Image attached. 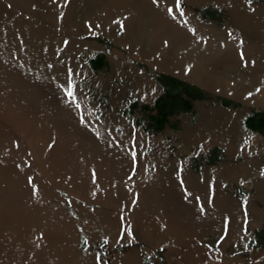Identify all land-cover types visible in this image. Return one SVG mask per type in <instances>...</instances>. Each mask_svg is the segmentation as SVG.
<instances>
[{"label":"rangeland","instance_id":"rangeland-1","mask_svg":"<svg viewBox=\"0 0 264 264\" xmlns=\"http://www.w3.org/2000/svg\"><path fill=\"white\" fill-rule=\"evenodd\" d=\"M16 1L9 3V9L0 7V80L13 90L15 102L32 110L35 118H47L51 125L72 132L71 148L61 156L64 163L58 175L68 181L74 193L101 201L107 199L111 203L107 211L118 214L121 221V236L115 241L100 217L95 219L92 215L93 230L79 225L82 235L79 252L96 255L100 264L117 260L123 263L133 255V250L140 264H178L177 253L169 251V244L180 247L182 253L192 251L197 245H209L216 250L225 249L230 257L244 258L247 263L264 264V239L260 236L264 232V131L247 125L250 115L264 112V100L252 95L264 89V54L258 58L259 51L254 47L251 58L236 63L234 71L229 73L223 68L221 74L227 80L224 87H207L177 69H164L160 61L152 64V58L144 54L152 45L151 30L139 31V46L131 47L125 39L127 29L120 25L126 16L99 17L96 0H43L44 10L56 5L60 20L58 25L45 21L44 28H34L27 15L10 10L18 9ZM181 4L191 14L219 27L230 24L227 31L219 32L228 39L244 38L254 46H264V0H252L251 5L248 0H181ZM95 22L103 23L95 28ZM184 33L189 38L198 34L189 30ZM202 35L206 39L210 37L208 32ZM73 40L79 41L75 47L71 46ZM85 41L96 42L97 46L92 49L83 46ZM212 44L220 43L213 39ZM211 50L216 52L214 48ZM98 59H103V63H97ZM74 67L77 73L82 72L74 81L81 86L86 101L95 106L104 124L110 122L124 135L123 143L110 138L103 126L91 122L82 106L77 108L76 100L60 95L57 90L62 85L60 79H68L70 72L73 76ZM163 74L200 88L201 97L193 100L190 111L177 110L159 126L157 122L161 121H156L155 116L160 115L157 102L166 93V85L161 80ZM38 80L44 85V94L43 90L37 91L31 86ZM150 81L157 89L146 92ZM105 125L109 127L107 122ZM138 133L146 137L143 145L133 143ZM25 139L15 143L19 158L31 170L34 168L28 185L35 192L38 181L45 186L50 176L38 164V153L33 146L37 143ZM76 162L80 163L74 165ZM186 167L195 178L206 177L208 183L200 188L188 184L180 175L172 182L158 178L162 174L160 170L164 176L176 175V172L182 175ZM59 191L65 196L69 194L64 188ZM199 193L202 201L198 199ZM226 195L233 197L236 205L228 203ZM81 201L87 204L84 198ZM214 202L219 208V217L212 225L222 230L207 232L202 237L206 224L210 227L209 214H214ZM93 206L101 204L94 202ZM66 207L75 216L80 215L71 199L66 200ZM141 211L145 221L137 228L133 216ZM146 229L151 231L150 240L144 236ZM175 229H182L185 236L177 234ZM126 231L130 239L122 241ZM27 235L26 264L58 263L53 255L45 254L42 260L37 259L33 252L38 245L37 236L30 232ZM4 253L5 249L3 252L0 249V264H17Z\"/></svg>","mask_w":264,"mask_h":264},{"label":"bare ground","instance_id":"bare-ground-1","mask_svg":"<svg viewBox=\"0 0 264 264\" xmlns=\"http://www.w3.org/2000/svg\"><path fill=\"white\" fill-rule=\"evenodd\" d=\"M11 1L15 0H0V7L2 9H9V3H11ZM104 1L105 0L95 1L96 3L94 4H96V6L98 7V10L96 12H98L99 17H110L115 15L126 16L125 20H120L122 22L120 25L127 29L125 39L131 47L139 46V31H145L146 29H150L152 32V45L150 49H148L149 52L144 51V54L146 56L152 58L150 62L154 64V61H160V63H163L164 69H171L174 71L175 69H177L185 77L201 82L204 85H207V87H224L227 80L225 76L221 74V71L223 70V68H225L226 70L228 69L229 73L231 71H234L236 66L235 64L243 60L239 51L242 50V53H245V55H243V58H246L247 60L251 58L252 51L254 50L255 52L254 47H256V50L259 51L257 52L259 53L258 58L261 59L264 54V46H260L261 44L259 46H254L255 44L248 42L244 38L228 39L224 33H222L224 35H221L219 33L227 31L229 29L230 24L226 27L224 26L223 28L219 27L213 22L202 20L196 15L191 14L189 11H187L182 6V4L181 7L183 8L185 15L183 17L179 16V12L175 7V0H159V2L157 0H107L108 3ZM43 2V0H17L15 3L17 4L18 9L12 8L10 10L17 12L19 15H22L24 17L28 16V19L30 20H28V22L32 24L34 28H37L36 26H43L44 28L45 21L46 23L50 22L54 23L55 25H58L60 21L58 17L59 9L55 5L52 8L47 7L48 9L44 10L42 9V7L44 6ZM85 7L87 8V6ZM169 7L173 8L175 18L172 16L173 14H170L168 12ZM67 16L68 19L69 16H71L70 9L67 11ZM262 20L263 19H261V21ZM184 21H187V23H184ZM102 23L103 22H95L93 23V26L96 28ZM255 25L256 24H254V26ZM192 29H195L194 32H198V34L189 38L188 35H186L184 32H187V30L193 32ZM204 32H208V34L210 35L208 39H206L205 36L202 35V33ZM213 39H216L220 44L213 45ZM241 41H243L242 44L240 43ZM77 42L79 41L73 40L71 42V46H77ZM82 45L90 47L92 49L97 46V43L85 41L82 42ZM211 48L216 49V52H212ZM58 65L60 64L58 63ZM74 69L75 72L73 76H71L70 72V77L68 79L61 77L60 80L62 82V85L64 87H73L75 93V100L78 102L79 105L82 106L91 122L98 124V127L103 126L110 138L114 140L116 139L115 141L120 144L123 143V141L125 140L124 135H122L114 127H112L110 122L108 121H105V124L107 122L109 127H105L106 125L104 124L103 119H101L96 114L95 106L91 105L88 101H86L81 86H78L76 83L77 81H74L77 79L76 76L78 74H82V72L77 73L75 67ZM251 70H254L253 67ZM2 81L0 80L1 251L3 252V250L5 249L4 254L12 259L14 258V260L17 261V264H19V261H21V264H26V249L28 243L27 234L30 232L37 236L38 245L33 250V252L34 256L37 257V259L39 260H42L43 256L47 254L53 255L58 261L57 264H100L96 255H83L82 252H79L78 244L80 243L82 238L79 225H86L88 229L93 230L94 221H90L91 218L93 216H95V219L100 217L102 223H104V225L106 224L105 226L108 230V233L112 236L113 240L118 241V237L121 236V221L118 217V214L112 211H107L109 209V205L111 204L107 201V199L103 198V201H101L99 200V198L93 199L90 195L87 194H78L72 192L68 181L62 176L58 175L60 167L64 163L61 160V156L66 150H70L69 148H71L69 135H71L72 132L69 131V129H64L61 127L59 128V126L57 127L51 125L47 118H35L31 112L32 110H27L26 106H20L15 102L16 98L13 97V90L11 91L10 89H8L9 86L6 87ZM31 86L37 91L43 90L44 94L45 89L41 81H33ZM151 89H153L154 91L157 89V85L153 81H150L148 85H146L145 91L149 92ZM57 90L61 93L60 95H62L63 97L73 100L72 98L66 95L63 87L57 86ZM252 95L264 100V89L260 90L259 92L253 93ZM24 139H31L35 143H37V145L33 146L36 149V152L38 153V164L41 169L48 176H50L48 177V184L45 186H41L38 181V188L35 192L28 185L29 175L31 174V172L34 171V168L31 170L27 162L19 158L20 154L18 151V144L15 143ZM145 141L146 137L144 135H142L141 133L136 134V144L143 145ZM86 144L87 143L85 142V149L88 148ZM78 163L80 162H76L74 165H78ZM71 164L73 163L71 162ZM160 171L162 172V174H160L158 178L159 180H163L164 182L166 180L168 182H172L174 179L176 180V178L180 175L188 184L193 185L194 187L201 188L208 183L207 181H205L206 177L202 175H197L195 178L194 173L189 168H187L186 171H182L183 176L180 172H176V175L171 174L169 176H164V171ZM161 185L163 184L161 183ZM60 188L66 189L69 194L66 196L61 194L59 191ZM155 194L157 195V193ZM205 196L207 197V195ZM82 198L87 201V204L82 203ZM67 199H71L74 204L78 206V210L80 211L79 216H75V213L73 214L67 209ZM184 199L187 200L186 198ZM198 199L200 201L203 200L202 194L199 193ZM225 200L228 203H231L233 206L236 205V202L231 196L226 195ZM94 202H99L101 206L94 207ZM188 204L192 209V203L188 201ZM107 205L108 207L105 208ZM213 205L214 208H212V210L214 211V214H209L210 217L208 221L210 227H208V225L206 224L202 237L207 232L222 230L217 225H212L214 221H217V217H219V208L215 207L216 202H214ZM141 213L142 211L139 212L138 215L133 216L137 228H140V225L144 224L143 221H145V219L141 217ZM101 215H103V217H101ZM185 216L189 218V215ZM175 232L179 235L185 236L182 229H175ZM143 233L145 234L144 236L147 239H151L150 230L146 229ZM125 236L126 237L122 239V241L130 239V235H128L127 231ZM169 247V251L171 250L172 253H177L176 260L178 264H253L252 262L247 263L245 261L246 259L243 260L244 258L240 259L239 257L235 256L230 257L225 249L216 250V248H213L209 245H197L190 252H187L185 250V253H182L180 251L181 248L179 246V248L177 249L175 245L169 244ZM134 252H136V250H133V255H131L123 263L117 260L111 264H140L139 257L137 253ZM70 258H77L78 260H76L75 262L73 261L74 259L71 261ZM254 264L262 263L255 262Z\"/></svg>","mask_w":264,"mask_h":264},{"label":"trees","instance_id":"trees-1","mask_svg":"<svg viewBox=\"0 0 264 264\" xmlns=\"http://www.w3.org/2000/svg\"><path fill=\"white\" fill-rule=\"evenodd\" d=\"M97 63L102 64L103 59H98ZM161 80L166 85V93L157 102L160 115L155 116V120L161 121L157 122L159 126H163L168 120L167 117L177 110L183 109L190 111L193 100L201 97V93L199 92L201 91L200 88L182 79L163 74L161 75ZM247 125L255 130L264 131V112H256L250 115L247 119ZM263 233L261 232L260 236L264 239Z\"/></svg>","mask_w":264,"mask_h":264},{"label":"snow or ice","instance_id":"snow-or-ice-1","mask_svg":"<svg viewBox=\"0 0 264 264\" xmlns=\"http://www.w3.org/2000/svg\"><path fill=\"white\" fill-rule=\"evenodd\" d=\"M248 4L251 5V4H252V0H248ZM175 7H176V9H177L178 12H179V16L183 17V16L185 15V13H184V11H183V8L181 7V0H175ZM253 11H254V9H253ZM168 12H169L170 14H173V16H174V18H175V14L173 13V8H172V7H169V8H168ZM184 23H187V21H184ZM192 31L194 32L195 29H192ZM240 43L242 44L243 41H241ZM241 56H242V59H243V53H241ZM245 63H247V62H245ZM253 63H254V62H253ZM70 71H71V70H70ZM61 87L64 88V91H65V93H66V95H67L68 97H70V98H72L73 100H75V93H74V89H73L72 86L64 87L63 85H61ZM76 106H77V108L80 107L79 104H77ZM82 122H83V120H82ZM133 143H135V141H133ZM132 155H133V158H135V152H133ZM262 174H264V173H262ZM29 182L31 183V179H30ZM203 210H204L203 207H201V211H203ZM104 242L107 243V240H105ZM87 243H88V241H87V239H85V244H87Z\"/></svg>","mask_w":264,"mask_h":264}]
</instances>
